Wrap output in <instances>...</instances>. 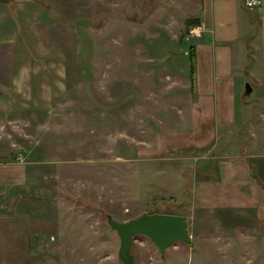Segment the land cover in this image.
<instances>
[{
	"label": "rangeland",
	"instance_id": "rangeland-1",
	"mask_svg": "<svg viewBox=\"0 0 264 264\" xmlns=\"http://www.w3.org/2000/svg\"><path fill=\"white\" fill-rule=\"evenodd\" d=\"M25 1L22 45L0 48V161L28 176L0 212V264H124L108 218L155 213L186 217L190 241L162 254L135 235V264H264V64L262 76L249 72L262 62L243 26V16L259 23V9ZM208 5L245 30L215 46L231 51L234 83L213 90ZM197 18L201 36L187 40L185 22Z\"/></svg>",
	"mask_w": 264,
	"mask_h": 264
},
{
	"label": "crops",
	"instance_id": "crops-1",
	"mask_svg": "<svg viewBox=\"0 0 264 264\" xmlns=\"http://www.w3.org/2000/svg\"><path fill=\"white\" fill-rule=\"evenodd\" d=\"M25 4H27L25 0H0V48L6 46L16 47L22 45V40H24L23 13H28V11L24 9V6H29L28 4ZM239 7L240 8L238 9V12L241 13V15H244L242 7ZM206 12L208 15H210V90H213L215 85L219 86V89H221L224 86H229L230 82L234 83L232 72L228 71L227 67L230 65V60L228 57H230V59L232 58L230 56L231 51L226 52V54L223 56V53L218 51L215 46L220 47L218 46V43L220 42H228L230 40H236L237 37H242L245 30L252 36L250 45L254 49V60L262 62V66L256 65L254 68H252L253 71L249 72L252 74L254 73V75L259 74L262 76L264 72L262 71L263 73H261L259 71L260 67L262 68L264 64V0L263 5L258 12L259 23H253L254 21L251 22L252 20L250 21L246 16H243V26L245 30H243L242 33H239L238 30H236L237 27L234 21L224 24L222 21L223 16L218 13V10L216 12L213 11L210 8V5H208ZM27 23L28 21H26V24ZM26 24L25 29H29V24ZM226 30H229V32H226ZM28 35H31L30 31L27 32V36ZM29 36L26 40H29ZM213 52L216 54L215 58L217 59L212 57L211 54H213ZM216 65L217 69H215ZM215 70L217 71V75L214 77ZM230 79L232 80L230 81ZM29 80L31 81V79ZM15 84L16 88L14 87V91L19 92V84L17 82H15ZM31 87V89L34 90L35 87L33 84ZM36 88L39 90V87L36 86ZM3 92L4 91L0 89V95L5 94ZM24 170V167L18 163L7 160L0 161V212L5 211L6 206H3L4 203H9L10 205L12 204V207H14L17 203L16 198L24 196L22 186L28 179V176H26V172ZM1 218H6V216L0 214V219Z\"/></svg>",
	"mask_w": 264,
	"mask_h": 264
},
{
	"label": "water",
	"instance_id": "water-1",
	"mask_svg": "<svg viewBox=\"0 0 264 264\" xmlns=\"http://www.w3.org/2000/svg\"><path fill=\"white\" fill-rule=\"evenodd\" d=\"M251 91L252 87L247 83L246 94ZM108 223L121 239L119 255L124 264H135L131 254L135 235L143 234L150 237L162 254L174 242H189L191 238L188 220L186 217L177 214H144L126 222H120L109 217Z\"/></svg>",
	"mask_w": 264,
	"mask_h": 264
},
{
	"label": "trees",
	"instance_id": "trees-1",
	"mask_svg": "<svg viewBox=\"0 0 264 264\" xmlns=\"http://www.w3.org/2000/svg\"><path fill=\"white\" fill-rule=\"evenodd\" d=\"M245 9L249 11L246 7ZM202 23L201 18L197 19H188L185 22V34L189 35L190 31L198 26H200ZM188 56L190 59V81H191V88L193 91H195V86H196V53L197 49L195 46H191L189 48Z\"/></svg>",
	"mask_w": 264,
	"mask_h": 264
},
{
	"label": "built area",
	"instance_id": "built-area-1",
	"mask_svg": "<svg viewBox=\"0 0 264 264\" xmlns=\"http://www.w3.org/2000/svg\"><path fill=\"white\" fill-rule=\"evenodd\" d=\"M263 5V1L262 0H245V7L250 10H256V9H260ZM190 36H188L189 38L187 40H190V38H199L201 36V33L199 32V30L197 28H195L194 30L190 31Z\"/></svg>",
	"mask_w": 264,
	"mask_h": 264
}]
</instances>
